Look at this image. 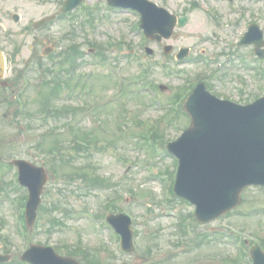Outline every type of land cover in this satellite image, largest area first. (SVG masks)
I'll return each instance as SVG.
<instances>
[{"label": "rangeland", "instance_id": "374dc122", "mask_svg": "<svg viewBox=\"0 0 264 264\" xmlns=\"http://www.w3.org/2000/svg\"><path fill=\"white\" fill-rule=\"evenodd\" d=\"M63 1L0 0V46L10 50L11 39H17L19 44L15 55L7 61L8 85L0 87V155L4 163L8 164L11 158H24L34 164L45 165L48 172L37 220L24 235L18 216L21 208L18 198L27 194L26 189L17 187V174L12 166L3 165L0 168V253L8 252L12 255L11 261H14L29 243H40L57 248L56 251L62 255L67 246L90 249L98 254L100 264H249L241 250L244 258L239 257V243L235 239L211 233L205 236L204 233L210 232V229H222L224 232L234 231L240 236L264 238V189L246 188L241 202L231 212L205 224L189 219L187 226L191 230L181 233L177 223L180 214L193 213V206L176 196L173 198L174 159L168 154L165 156L158 146L153 150L144 149L138 142L145 143L142 134L152 139V143L162 145L166 140L175 139L188 126L187 116L167 111L168 93L198 72L214 70L212 67L216 64L206 69L202 66L203 62L201 65L193 61L192 58L198 57L201 50L207 54L220 52L226 48L227 40L240 38L246 23L251 20L256 21L264 31V0H152L178 15L186 12L189 17L186 26L176 29L175 37L164 41L173 46V51L168 54L163 53L162 43L143 39L135 25L138 20L136 12L111 8L105 0H85L71 12L73 20L61 17L39 28V39L30 57L33 60L27 64L20 62L21 56L30 55L25 48L30 38L20 33L21 25L28 18L38 20L59 14ZM193 2H197L194 7L190 5ZM13 5H17L16 12L21 15L17 24L10 18L15 11ZM213 31L217 38L212 37ZM116 43L122 47L119 49ZM70 44L85 51L94 48L92 44H103L107 46L106 58L115 62L116 67L109 61L105 66H94L91 56L85 54L77 73L86 85L81 98L78 95L71 98L59 96L58 100L72 106L84 104V100L93 103L76 114H63L58 120L36 119L35 115L40 114L42 94L48 91L43 80L56 75L60 79L64 77L65 67L69 66L61 63L63 55L60 56L59 51H64ZM145 45L154 49L152 55L144 53ZM45 46L57 48L45 57L41 52ZM183 46L189 47L190 60L177 62L175 52ZM239 53L247 60L254 58L250 46L239 49ZM220 56L217 55L216 60ZM234 58V63L230 61L227 65L229 74L222 81L217 79L224 74L225 66L221 60L219 71L214 73L213 81L220 92L234 98L237 88L244 90L248 98L263 94L264 66L259 69V63L254 61L258 67L251 65L249 68L246 62L240 63ZM140 59L151 65L147 80L156 86L164 84L168 87L169 92L166 89L157 90L156 98L159 97L160 104L154 105L146 94L126 91L130 88L136 91L137 84L132 85V76L138 71ZM157 61L163 65H158ZM112 67L118 72L115 73ZM260 70L262 75L259 79ZM122 80L123 90L116 91L115 86L118 89ZM16 96L20 97L23 107L12 101ZM109 101H113L109 103L111 107L106 108L103 103ZM171 115L174 117L169 121ZM51 127L55 130L45 131ZM75 131H92L98 140H104L106 144H92L85 150L69 152ZM55 137L65 141L62 149H67L68 152H65L72 157L66 164L63 160L55 161L56 173L53 174L49 168L51 155L44 148ZM126 161L130 163L129 167H126ZM73 166L82 167L88 176H98L102 183L95 185L81 178H65L64 174L70 172ZM166 187L170 188V192L166 193ZM118 211L132 218L135 249L129 254L121 252L117 235L105 221L107 214ZM97 222H102L100 229L95 228ZM82 257L75 258L82 262Z\"/></svg>", "mask_w": 264, "mask_h": 264}, {"label": "water", "instance_id": "95a60500", "mask_svg": "<svg viewBox=\"0 0 264 264\" xmlns=\"http://www.w3.org/2000/svg\"><path fill=\"white\" fill-rule=\"evenodd\" d=\"M108 1L139 9L142 13L141 27L149 38L159 39L155 32L169 37L175 25L173 16L147 0ZM79 2L68 0L64 10ZM184 22V17L178 18L179 25ZM260 44L258 41L257 45ZM261 54L264 56V50ZM1 74L0 63V77ZM196 95L194 93L186 102L193 117V126L179 140L169 144V149L181 161L175 192L195 203V214L204 222L236 205L245 185L264 183V98L246 107L228 105V108L217 106L196 111L197 107L192 109ZM207 104L211 103H206L209 107ZM14 162L21 169L20 181L29 189L26 216L28 225H31L46 174L42 167H34L22 160ZM108 220L122 234L123 248L130 250L129 220L122 215L109 216ZM252 255L258 264L259 253L253 249ZM7 258L0 256V260ZM22 259L35 264H79L71 258L56 255L49 247L37 245L31 246Z\"/></svg>", "mask_w": 264, "mask_h": 264}, {"label": "flooded vegetation", "instance_id": "af4514ba", "mask_svg": "<svg viewBox=\"0 0 264 264\" xmlns=\"http://www.w3.org/2000/svg\"><path fill=\"white\" fill-rule=\"evenodd\" d=\"M223 98H229V96L225 95V96H222ZM238 102V101H237ZM240 102H245V94L243 95V100L240 101Z\"/></svg>", "mask_w": 264, "mask_h": 264}]
</instances>
